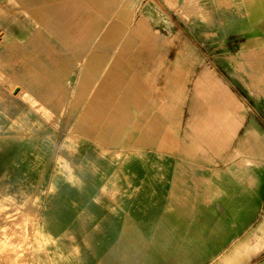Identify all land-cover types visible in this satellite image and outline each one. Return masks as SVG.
<instances>
[{
	"label": "rangeland",
	"instance_id": "obj_1",
	"mask_svg": "<svg viewBox=\"0 0 264 264\" xmlns=\"http://www.w3.org/2000/svg\"><path fill=\"white\" fill-rule=\"evenodd\" d=\"M15 1L0 0V71L26 97L8 90L0 99V204L18 210L40 198L29 210L31 227L59 242L50 252L63 254L61 264H90L115 242L126 217L146 229L164 213L173 179L200 187L205 173L225 174L264 139L262 82L249 73L250 92L236 81L248 66L241 60L264 48V7L245 24L243 0H24L28 11L9 8ZM125 9L129 22L117 15ZM142 17L156 33L153 46L136 34ZM98 50L112 51L111 58L92 59L82 70ZM207 66L211 72L202 73ZM136 80L144 84L137 93ZM201 80L210 83V103ZM59 90L56 124L47 115ZM208 114L205 127L220 130L223 149L221 159L214 147L193 152L206 167L188 157L182 140L192 138L188 123ZM253 156L262 166L253 169L248 192L229 189L241 204L236 215L226 213L227 198L213 199L215 214L207 218L230 221L225 236L206 232L200 264H264V153ZM113 187L115 195L106 193ZM16 247L19 259L27 257Z\"/></svg>",
	"mask_w": 264,
	"mask_h": 264
},
{
	"label": "crops",
	"instance_id": "obj_2",
	"mask_svg": "<svg viewBox=\"0 0 264 264\" xmlns=\"http://www.w3.org/2000/svg\"><path fill=\"white\" fill-rule=\"evenodd\" d=\"M260 7H264V0H243L242 6L239 7L243 17L239 19L245 24L253 21L251 19L258 16ZM257 49L264 51V48ZM241 62L243 64L247 63L248 66L245 71H241V75L239 73L236 81L252 92L250 90L251 86L248 87L247 85L248 74L251 73L255 78L261 80V87L264 90V55L252 59L244 57ZM207 71L211 72V68L208 66L204 67L202 73ZM209 87L210 83L208 81L201 80L199 82L198 88L202 89L200 94L203 93L208 103L213 101V96L208 91ZM253 92L256 95L259 94L256 89ZM261 94L264 95V91ZM258 96L257 98H259ZM259 99H264V97ZM212 118V114H208L201 118L197 125L193 126L192 123H188L192 138L182 140L188 151V157L204 166L206 164L200 157L193 154L196 149L214 147L216 156L220 159L222 157L223 145L216 144L218 143L217 135L220 130L215 129L212 131L205 127L206 121ZM227 133L232 134L233 130L230 128ZM247 151L250 155L241 156L239 161L232 164L225 174L217 170L213 173H205L202 185L195 187L193 190L189 184L187 185L189 187L182 185L183 189L185 188L188 191L189 196L185 195V190L180 189L179 192L182 196L174 199L171 204L168 201L164 213L161 216L157 215L152 220L153 224L146 229L130 221V230L126 232L121 230L113 244L99 248V251L94 253L95 257L90 264H200L208 254L204 242L206 232L211 231L212 234L215 233L214 236L218 237L225 236L227 233L226 224L230 221L207 218V215L215 214L214 207H216V203L213 202V199L220 196L227 198V202L223 203L226 207V213L236 215L241 204L236 202L234 194H231L229 189L239 191L242 196L248 192L250 184L256 180L253 169L262 166L261 163L255 160L253 153L257 154L260 151L264 153V139L261 137L259 142L254 145L251 144ZM225 175L229 180H232L230 182L235 183L233 184L235 188H228L232 184L224 181L226 179L224 178ZM211 189L216 190V192L220 191V194H212ZM192 199L198 200V203H191ZM168 207L171 208L170 214L167 213ZM186 215L193 217L185 218ZM235 220L237 222V218ZM231 228L232 225L229 226V229ZM197 257L201 260L198 263L196 262Z\"/></svg>",
	"mask_w": 264,
	"mask_h": 264
},
{
	"label": "bare ground",
	"instance_id": "obj_3",
	"mask_svg": "<svg viewBox=\"0 0 264 264\" xmlns=\"http://www.w3.org/2000/svg\"><path fill=\"white\" fill-rule=\"evenodd\" d=\"M110 1L111 0H103V3L107 5ZM14 7L22 8L25 11H28L29 9L24 0H16L9 6V8ZM117 15L122 17L127 22L130 21V15L128 14V12H126V9L124 11L121 10ZM138 24L139 25L136 29V34L142 37V41L144 44L153 46L156 42V33L149 28L145 18H140L138 20ZM111 47H113V45H111ZM45 49L52 56V59L55 62V71L61 77L62 73L59 68L58 59L54 54L52 47L49 44H46ZM111 52L112 51L109 52L108 50H98L90 53V55L86 57V59H84L81 69H86L92 59L101 60L108 59L109 57L111 58ZM121 55L122 51H119L118 57L115 58L114 62L118 61ZM262 55H264V51L262 50L249 52L250 58H258ZM35 60L39 63L38 57H35ZM1 62L2 61L0 60V63ZM95 69H97V67ZM104 73L105 77L109 75V69H106ZM12 80L13 79L11 76H8L7 74L0 71V99L4 98L7 95L8 90L16 91L22 97H26V91L17 89L15 83ZM98 84V79L94 78L92 80V85ZM136 84V93L139 91L138 89H144V84L141 80H136ZM4 85H7L8 88L6 89ZM61 93L62 90L55 92V97L57 99L56 107L47 115V119L56 124H58L56 115L59 112L62 103V99L60 97ZM140 104H143L142 100H140ZM69 179L72 184H75L77 186H81L83 183L78 175H71ZM180 182L181 181L178 182L176 178L175 180L173 179L168 195V201L170 202L169 204H171V202L177 197L182 196V194L179 192L180 189H183L182 183ZM183 190H185V188ZM106 193L115 195L116 188L113 187L112 189L106 190ZM185 195L189 196L187 190H185ZM40 203H42L40 198L34 197L32 199V203H30V201L29 203L25 202L24 208L18 210L16 208H11L9 210L6 208L5 204H3L2 206L0 204V264H61V261L65 259L61 252H57L56 250H54V252L52 253L50 252V248L52 245H55V247L59 248V242L56 239H54L49 233L43 230L41 226H35L33 228L31 227V217L29 215V210H31L33 206H35V208L37 209ZM170 211L171 208L168 207L167 213L170 214ZM15 214L17 215V217L13 218L12 216ZM130 228V220L126 217L123 222L122 230L123 232H126L127 230H130ZM16 246L24 248L27 251V257L19 259V255L16 251ZM200 261L201 260L197 257L196 262L198 263Z\"/></svg>",
	"mask_w": 264,
	"mask_h": 264
}]
</instances>
